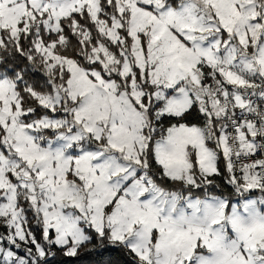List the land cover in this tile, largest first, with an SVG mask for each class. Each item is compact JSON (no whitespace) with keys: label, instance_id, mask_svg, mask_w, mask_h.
<instances>
[{"label":"snow or ice","instance_id":"obj_1","mask_svg":"<svg viewBox=\"0 0 264 264\" xmlns=\"http://www.w3.org/2000/svg\"><path fill=\"white\" fill-rule=\"evenodd\" d=\"M0 264H264V0H0Z\"/></svg>","mask_w":264,"mask_h":264}]
</instances>
